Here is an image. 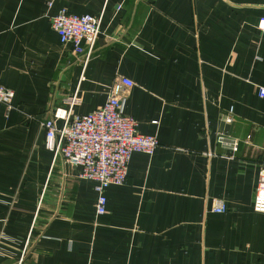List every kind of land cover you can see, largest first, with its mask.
Wrapping results in <instances>:
<instances>
[{
	"label": "crops",
	"instance_id": "crops-1",
	"mask_svg": "<svg viewBox=\"0 0 264 264\" xmlns=\"http://www.w3.org/2000/svg\"><path fill=\"white\" fill-rule=\"evenodd\" d=\"M60 8L100 15L83 65L51 27ZM263 14L264 0H0V84L12 90L11 107L0 101V264L21 251V264H264V210L251 206ZM115 74L132 82L123 112L158 143L131 152L96 214L92 181L53 159L41 121L72 93V113L100 106Z\"/></svg>",
	"mask_w": 264,
	"mask_h": 264
},
{
	"label": "built area",
	"instance_id": "built-area-1",
	"mask_svg": "<svg viewBox=\"0 0 264 264\" xmlns=\"http://www.w3.org/2000/svg\"><path fill=\"white\" fill-rule=\"evenodd\" d=\"M100 15L90 13H71L65 8L58 9L49 16L52 29L61 44L69 43L71 51L81 56L83 65L91 55L96 35L99 31ZM256 26L264 31V14L259 16ZM131 80L115 74L108 84L107 94L100 106L81 114L72 113L71 107L76 101L72 93L66 98L65 106H55L50 117L41 121L44 128V146L52 151L53 159L60 157L70 165L78 167L76 175L92 181L95 190L94 211H105L104 188L107 184H119L126 179V164L132 151L151 154L158 143L155 134L141 133L135 128L136 121L123 112V104ZM264 88L257 87V95L262 96ZM12 90L0 84V101L11 107L9 100ZM223 120L229 122L231 117L222 114ZM56 120H59L57 123ZM248 136L245 137L247 141ZM216 142L234 150L238 142L223 131H217ZM256 177L252 187V208L264 210V153L258 162ZM225 205L219 199L214 201L211 209L215 212L224 210ZM23 251L11 264H21Z\"/></svg>",
	"mask_w": 264,
	"mask_h": 264
}]
</instances>
